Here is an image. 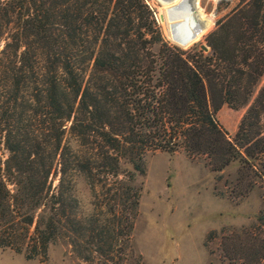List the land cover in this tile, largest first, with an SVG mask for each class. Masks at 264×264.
<instances>
[{
    "label": "trees",
    "instance_id": "trees-1",
    "mask_svg": "<svg viewBox=\"0 0 264 264\" xmlns=\"http://www.w3.org/2000/svg\"><path fill=\"white\" fill-rule=\"evenodd\" d=\"M236 1L205 54L167 44L145 0H0V248L31 260L77 244L71 172L135 215L146 153L180 139L201 154L223 105L246 108L230 161L264 177V0Z\"/></svg>",
    "mask_w": 264,
    "mask_h": 264
},
{
    "label": "rangeland",
    "instance_id": "rangeland-1",
    "mask_svg": "<svg viewBox=\"0 0 264 264\" xmlns=\"http://www.w3.org/2000/svg\"><path fill=\"white\" fill-rule=\"evenodd\" d=\"M145 2L164 41L181 46L171 37L164 8L157 0ZM236 3L200 0L211 20L202 36L178 48L207 47L206 37ZM207 49L202 51L206 54ZM263 82L264 76L258 87ZM245 111L223 105L215 113L223 138L206 136L208 146L201 154L187 151L180 139L173 141V154L147 152L144 175L135 176L134 185L140 189L135 215L131 206H119L100 185L92 190L88 180L71 172L69 189L77 206H68L67 212L70 220H81L80 226L76 221L69 225L78 231L77 244L70 243L68 233L50 244L44 257L31 260L24 251L0 248V264H264V177L257 165L241 163L237 157L230 161L227 144L232 143ZM65 142L77 151L68 133ZM78 150L84 158L92 155L89 146ZM6 157L0 142L1 166ZM49 181L52 188L57 185V177L51 175ZM113 202L118 206H110Z\"/></svg>",
    "mask_w": 264,
    "mask_h": 264
},
{
    "label": "bare ground",
    "instance_id": "bare-ground-1",
    "mask_svg": "<svg viewBox=\"0 0 264 264\" xmlns=\"http://www.w3.org/2000/svg\"><path fill=\"white\" fill-rule=\"evenodd\" d=\"M157 1L165 10L172 39L183 47L196 41L211 20L200 7V0Z\"/></svg>",
    "mask_w": 264,
    "mask_h": 264
},
{
    "label": "water",
    "instance_id": "water-1",
    "mask_svg": "<svg viewBox=\"0 0 264 264\" xmlns=\"http://www.w3.org/2000/svg\"><path fill=\"white\" fill-rule=\"evenodd\" d=\"M160 20H162V16L160 15ZM176 45V44H175ZM177 47H180L181 48V46H178V45H176ZM200 48H201V50H203V51H207L208 49H207V47H205V46H200Z\"/></svg>",
    "mask_w": 264,
    "mask_h": 264
}]
</instances>
